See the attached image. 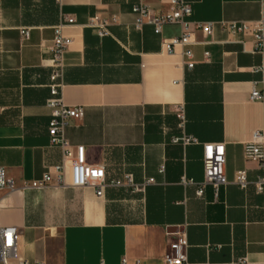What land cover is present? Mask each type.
Returning <instances> with one entry per match:
<instances>
[{
	"label": "crops",
	"instance_id": "obj_1",
	"mask_svg": "<svg viewBox=\"0 0 264 264\" xmlns=\"http://www.w3.org/2000/svg\"><path fill=\"white\" fill-rule=\"evenodd\" d=\"M186 1L192 21L217 24L212 37L197 34L193 69L182 49L161 48L181 35L179 26L166 25L161 34L150 25L136 28L132 9L139 0H0V167L15 187L0 190V228L21 230L20 257L45 264H164L171 243L182 240L183 264H239L241 258L264 264V193L255 188L264 172L244 153L264 130V103L250 100L254 88L264 92V51L256 49L252 30L236 37L218 24L264 21V0ZM147 4L156 15L169 10L168 0ZM94 17L112 22L110 36L88 27ZM62 24L73 40L62 99L84 108L65 133L73 157L83 147L107 182L128 175L134 181L106 188L102 198L91 188L23 189L64 161L61 148L50 145L47 106L51 47ZM184 134L201 145L173 142ZM208 143L225 145L228 184L218 195L206 186L198 196V185L184 180H204ZM243 170L247 190L235 183Z\"/></svg>",
	"mask_w": 264,
	"mask_h": 264
},
{
	"label": "built area",
	"instance_id": "obj_2",
	"mask_svg": "<svg viewBox=\"0 0 264 264\" xmlns=\"http://www.w3.org/2000/svg\"><path fill=\"white\" fill-rule=\"evenodd\" d=\"M62 4L63 0H56ZM168 12L156 15L149 8L147 0H139L132 11L136 16L135 26L140 29L144 25L153 26L157 34H161L163 27L166 25H177L181 28V35L170 40H163L161 43L162 51L167 54H174L178 49L183 50L185 65L189 69L195 66L193 47L198 44L196 36L202 33L205 37H212L214 28L217 25L214 22L202 23L192 21L193 8L186 0H168ZM73 20L69 19L68 24ZM114 23V21H113ZM112 22L94 17L90 20L88 27L95 30L100 38L110 36L109 27ZM220 27L232 34L240 37L246 32L252 30L255 38L256 49L264 51V21L251 25L240 22H221ZM65 25L56 28L55 37L51 47L50 67L52 68L50 94L51 97L47 106L51 110V120L48 126L50 145L61 148L63 152V163L47 170L40 180L26 183L23 186L25 190H45L52 184L58 187L68 188H91L95 191L96 196L102 198L108 187H132L134 181L132 176H126L124 181L107 182L106 173L102 166L91 165L87 162L85 150L83 147L77 149L76 156L70 150L65 133L72 120L81 119L84 115L83 107L67 106L62 99V86L66 68L65 56L68 49L72 46L73 40L67 37L63 30ZM25 39L29 38V32L23 31ZM208 57L209 54L206 53ZM256 72H263L258 69ZM264 84V79L262 80ZM251 101H261L264 103V92L254 88L250 95ZM177 118L183 127L185 123V114L182 108L177 110ZM176 144L182 146L201 145L200 141L192 136L183 135L173 140ZM245 158L247 161H256L264 172V130L257 131L252 140L245 145ZM226 148L223 143L203 144V167L204 180L196 184L193 181L184 180L185 184L198 185L197 195L202 196L204 188L211 186L216 195L220 189L228 184L225 174ZM235 183L242 189L247 190L250 182L246 170L239 171L235 174ZM256 192L264 193V173L255 182ZM15 189L13 182L8 180L6 171L0 167V190L13 191ZM135 190L141 191V188L135 187ZM22 237V232L18 228H0V264H45L31 263L19 256L18 248ZM184 242L182 240L172 242L170 253L166 256L164 264H183L186 260L183 254ZM239 264H248L246 258L238 260ZM121 264H129L123 259ZM134 264H141L140 261Z\"/></svg>",
	"mask_w": 264,
	"mask_h": 264
}]
</instances>
